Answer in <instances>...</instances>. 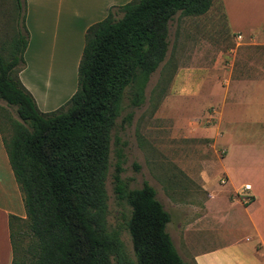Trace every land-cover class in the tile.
Returning a JSON list of instances; mask_svg holds the SVG:
<instances>
[{
	"label": "trees",
	"instance_id": "1",
	"mask_svg": "<svg viewBox=\"0 0 264 264\" xmlns=\"http://www.w3.org/2000/svg\"><path fill=\"white\" fill-rule=\"evenodd\" d=\"M213 1L130 0L110 7L84 32L75 91L42 113L17 77L27 34L24 0H15L22 26L0 40V101L16 117L5 114L9 137L4 139L1 126L0 134L24 210V219L8 217L10 264H188L165 230L170 218L154 190L145 182L128 189L118 162L112 193L129 209V259L119 232L107 228L104 185L110 131L124 96L132 108L143 103L148 78L165 57L174 15L201 16ZM16 225L27 238L21 250L14 243Z\"/></svg>",
	"mask_w": 264,
	"mask_h": 264
},
{
	"label": "crops",
	"instance_id": "2",
	"mask_svg": "<svg viewBox=\"0 0 264 264\" xmlns=\"http://www.w3.org/2000/svg\"><path fill=\"white\" fill-rule=\"evenodd\" d=\"M128 1L24 0L27 42L17 77L40 112L57 109L75 91L86 28L102 20L110 7ZM216 1L227 30L241 36L236 44L244 49L238 56L240 66L224 71V86L206 87L218 97V109L216 124L204 131V138L212 153L221 154L212 161L226 190L208 208L214 199L210 183L203 179L207 197L201 215L182 226L181 242L188 264H264V115L257 109L264 105V66L257 62L258 56L264 58V0ZM208 70L191 66L180 69L177 77ZM199 85L203 83L195 85L193 99L203 96ZM233 113H242V120ZM242 195L248 203L242 202ZM9 216L24 219V210L0 134V264L11 260Z\"/></svg>",
	"mask_w": 264,
	"mask_h": 264
},
{
	"label": "rangeland",
	"instance_id": "3",
	"mask_svg": "<svg viewBox=\"0 0 264 264\" xmlns=\"http://www.w3.org/2000/svg\"><path fill=\"white\" fill-rule=\"evenodd\" d=\"M22 12L20 10L18 15L15 0H0V40L9 36L11 28L16 31L22 26ZM236 43L216 0L201 16L176 14L168 23L165 57L148 78L143 103L132 108L125 96L122 100L120 115L110 131L109 167L104 185L106 224L108 229L119 232L123 250L131 260L132 248L125 227L129 209L114 199V166L119 162V176L128 189H138L145 182L154 190L156 200L170 218L165 230L178 255L187 262L180 229L201 215L207 197L201 186L203 179L210 183L208 190L214 199L208 202V208L217 204L226 190V186L219 184L222 176L218 164L212 161L221 154L218 149L219 154L212 153L209 140L204 138V131L216 124L218 109L214 102L218 97L212 96L206 87H223L224 71L240 66L238 56L244 49ZM258 57L262 59H257L258 64L264 66V58ZM191 66L209 70L207 74L199 72L192 76L185 72L177 77L180 69ZM199 83H203L199 85L203 96L193 99L195 85ZM0 109L1 131L7 139L9 129L5 114L12 119L16 117L14 109L2 101ZM257 109L264 115V105ZM234 115L238 120L242 117V113ZM263 122L260 125L264 126ZM16 226L12 227V233L17 234L14 243L21 250L26 247L27 238L22 234L23 226H17L21 229Z\"/></svg>",
	"mask_w": 264,
	"mask_h": 264
},
{
	"label": "built area",
	"instance_id": "4",
	"mask_svg": "<svg viewBox=\"0 0 264 264\" xmlns=\"http://www.w3.org/2000/svg\"><path fill=\"white\" fill-rule=\"evenodd\" d=\"M235 39H236L237 41H240V40H241V36H240V35H237V36H235ZM221 183H222V182H221ZM247 188H248L247 185L243 186V190H247ZM241 198H242V202H243V203H248V202H249V198H248L247 196L242 195Z\"/></svg>",
	"mask_w": 264,
	"mask_h": 264
}]
</instances>
